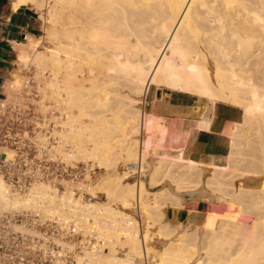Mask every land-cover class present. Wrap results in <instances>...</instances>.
I'll return each mask as SVG.
<instances>
[{
    "label": "bare ground",
    "instance_id": "bare-ground-1",
    "mask_svg": "<svg viewBox=\"0 0 264 264\" xmlns=\"http://www.w3.org/2000/svg\"><path fill=\"white\" fill-rule=\"evenodd\" d=\"M45 1L15 0L13 6H36L44 19L45 42H52L40 50L42 38H30L20 45L17 58L28 63L35 50V64L54 72L48 86L69 110L67 121L55 116L52 135L59 145L52 148L65 158L84 151L106 167L115 160L131 162L138 180L124 182L134 174L126 169L114 184L118 188L105 181V193L113 199L117 188L123 207L137 204L140 218L108 201L83 203L71 189L61 196L46 183L23 195L10 194L1 175L0 212L47 207L46 202L62 197L61 207L83 213L91 237L99 235L95 243L84 238L85 253H76V264H139L142 258L153 264H264V0H53L52 7L45 3L48 9ZM152 87L195 96L206 107L215 102L240 107L243 116L227 137V151L189 155V128L142 105ZM86 96L95 107L92 124L114 128L118 138L104 141L88 134L92 145L82 150L80 141L95 130L79 121L86 112L76 116ZM209 123L203 119L195 125L209 129ZM66 141L76 150L65 151L61 143ZM205 171H210L206 180ZM165 178L174 187L166 185L150 199L148 182L158 186ZM246 180L261 181L260 187L245 186ZM87 190L94 195L91 187ZM188 198L225 201L228 208L224 214L209 210L200 222L190 219L169 227L167 206L182 208ZM55 203L47 213L64 214ZM97 206L101 214H94ZM156 225L160 235H153ZM157 235L164 239L158 251L151 246ZM101 239L111 248L122 241L128 251L122 257L113 248L94 255Z\"/></svg>",
    "mask_w": 264,
    "mask_h": 264
},
{
    "label": "built area",
    "instance_id": "built-area-1",
    "mask_svg": "<svg viewBox=\"0 0 264 264\" xmlns=\"http://www.w3.org/2000/svg\"><path fill=\"white\" fill-rule=\"evenodd\" d=\"M17 93L23 97L22 91ZM53 126L31 99L10 100L4 88L0 90V175L10 194H26L39 183L61 194L69 180H77L76 167L54 153L58 142ZM77 222L71 214L40 208L0 213V264H75L83 239L95 240L88 232L84 236Z\"/></svg>",
    "mask_w": 264,
    "mask_h": 264
},
{
    "label": "rangeland",
    "instance_id": "rangeland-1",
    "mask_svg": "<svg viewBox=\"0 0 264 264\" xmlns=\"http://www.w3.org/2000/svg\"><path fill=\"white\" fill-rule=\"evenodd\" d=\"M46 1L44 2V6H45V9H48V6L50 7L54 2H53V0L52 1L51 0H49V1L46 0ZM49 2H50V4H49ZM45 3H46V5L47 4H49V5L46 6ZM31 6H33V9L36 11V9H37L36 6H34V5H31ZM45 9H44V12L46 11ZM49 10H50V8H49ZM55 17H56V19H55ZM55 17H54L53 21L55 20L56 22L54 21L53 24L56 23L54 25H56L55 27L58 28V27H60L59 26V23H60V21H59L60 20L59 19V14L57 15V13H56ZM43 20L44 19L41 18V21L43 23V27H42V31L40 32V34L38 36L39 38H42V40H43L42 41L40 39L42 41V43L40 45V50H45L47 47L52 46V42H49L51 44H49V43L46 44L47 42H45V41H47V39H45V37H44L45 32H43V31H45L46 28H45V24H44V21ZM43 37H44V39H43ZM34 39H37V38H34ZM30 51H31L30 52V55L32 57V60H30L31 62L29 61L28 63H20V62H18L16 60L13 64H11V66L7 70V74L4 77V84H5L4 92H6L8 94L10 100L19 101L22 98L23 99L24 98L31 99V101H33L36 104V107L42 111V113L45 116V118H47V123H53V118L55 116L58 117L60 115L63 116V120H66V121L69 120V118L67 117V114L69 113L68 112L69 110H67L68 108H67V106H66L65 103H64L65 104L64 106L67 109L63 107L62 97L59 98L60 95L58 96L57 94L53 93V91L51 90V88H49V86H48V82L52 78H54V72L51 70L50 67H44L43 68V66L36 65L35 64L36 63L35 60H33L34 59L33 56L37 52H35V50H30ZM14 73H15V75H14ZM20 78H22V79H20ZM17 79H20V81L22 80L21 81L22 83H20L19 80H17ZM160 88H163V87H160ZM160 88H154V87H152L151 90H150V92H149V94L146 96V99L144 101L145 104H142V105L148 111L154 110L152 108V106L155 103H157L158 101H166L167 103L180 104V105H189L190 104V105H192V107H196V109L198 111L204 110L203 113H205V111H206L204 109V104L205 103L198 101V99L196 97H193L194 100H190L187 97V96H189L187 94L180 93V92H176V91H172L170 89H164V88L163 89H160ZM18 90H20V91L23 92V97H20V95H18V93H17ZM51 97L53 99H51ZM59 100H61V101H59ZM91 103H92V100L89 97H87V96L86 97H83V101L78 104V106H77L78 111H76V116L77 115H80L81 116V115H83V113L86 112V115L84 114L82 118L79 117L80 118L79 121L81 120L84 123L86 122L89 125L88 128H90V127H94L95 128V130L94 129H91V130L90 129L89 130L87 129L88 130L87 131L88 133H86L87 136L84 137L83 140L80 141L81 144L77 146L79 148H82V150L84 148H86V147H91L92 142L90 140L91 139H96V137L99 138V139H101V140H104V141H109L111 138H114L116 140L118 138V132L114 128H112V129L109 128L108 129V128H104V126H102V125L101 126L103 127V129H101V127L99 126L101 130L97 126V128L99 130V131L97 130L98 131L97 133H99V134L96 133V129L97 128H96L95 125L92 124V122L94 121L93 120L94 118L92 119V117H93L92 114H93V111L95 110V107ZM55 119H56V117L54 118V124H55ZM119 121L122 122L123 119H121ZM180 121H181V124H184V127H186L187 126V122H189V120L187 118H182L179 121L177 119H175V118L174 119H170L171 124L174 123V125L177 124ZM88 134H91L90 137L94 136V138L93 137L91 139L88 138L89 137ZM96 134H97V136H95ZM57 142H58V144H56V146L59 145L58 139H57ZM66 142L67 143H64V142L61 143V145H64L65 146L64 147L65 151H67L68 153H72L73 152L72 149L76 150L75 147L73 148V143L72 142H70V141H66ZM189 145L190 144L188 143V148H187V152L188 153L191 152V154H192L193 151L195 153H200V152H197L196 151V149H201L200 147H198V146H192V145L189 146ZM54 153H57L58 156H60L61 160L66 165H70V166L76 167V169L78 170L79 175H78L77 180H75V181L69 180L66 185H67V189L74 190V195L76 197L81 196V200H82L83 203H85V202L86 203H96L98 206H100V203H102V202L103 203H106V201H108L106 204H110V205L112 204V206L115 207L116 209H121L123 211H126V212L134 215L137 219L140 218V212L137 209V204H135V206H131L130 207L131 209L130 208L125 209L123 207L122 203L120 202L119 198H118V195H119V190H117L118 187H117V185L114 186L115 183L117 184V182H116L117 177H120V175L124 174L123 171H126V169H127V171H130L129 173H134V174L130 178L124 179V182L125 181L127 182L129 180L130 181L131 180L132 181L133 180H135V181L138 180V172H134V170L131 169V167L134 166V165H132L131 162H128L127 161L126 163H124L123 161L118 162V160H115V162L111 166L106 167L104 165H102V166L99 165L97 161H93V160L87 158V154L84 151L83 152H77L76 153L77 156L76 155H75V157L72 156L71 157L72 159L71 158H65V155L63 156L60 152H58L56 150H55ZM191 154L189 153V155H191ZM201 154H206V153L201 152ZM222 162L224 163L225 161L223 160ZM149 165L150 166H147L146 167V169L148 171L151 169L152 162H150ZM128 167H130V169ZM149 172H146V173L148 174ZM204 173L205 174H204V177L203 178L206 180L207 177L210 175L209 174L210 171H205ZM205 176H206V178H205ZM160 177H161V175H160ZM146 178H148V177H146ZM105 181L109 185L110 184L112 185V186L110 185V187H117V188H115L116 190L114 192V195H115L116 192H117V194L115 195V197L113 199H112V197H111V199L110 198L108 199V196L105 193V186L106 187H109V185L107 186L105 184ZM111 181H112V183H111ZM161 181H162V183L161 182H159V183L157 182V185L159 184L158 186H153V185L150 184V182H148V187H149L148 189L150 191L152 190L151 193L153 192L152 194L149 192L150 199L154 197L153 194H154L155 191H159L160 189H165L167 187L166 185L172 184L173 186L171 185V187H174V184L171 183V180L169 178L167 180L165 178V181H164V179L161 180ZM168 181H169V183H168ZM235 182H238V181H235ZM260 182L257 181L255 183H252V182L246 180V181H244V184H245V186L259 188L260 187ZM235 184H238V183H235ZM90 187L94 191V195L87 190V188L89 189ZM82 190H83V192H82ZM155 193L158 194V192H155ZM62 194H60V195L62 196ZM59 197H60L59 195L56 196V198H55V200H56L55 202L56 203L55 202H53V203L46 202L47 207H42L43 205L41 204V205L35 206L33 208H37V209L40 208L43 211L44 210L46 211V210H48L49 207H51V205L53 207L54 206V203H55V205H56L55 206L56 207V211H58V209H59V210H62L64 212V210H65L64 213H67L68 212V214H71V215H73V216L76 217V219L79 222L78 223L79 230H82L81 233L84 236L87 234V232L90 233L88 231V229L85 228L86 224H88V223L86 222V219L84 220V218L82 216L83 213H81V212H75V211H73L71 209H70L71 210L70 211L69 210V207H67L66 205H64V207H61V204H62L61 202L63 201V199H62V197H60V198ZM200 199L195 200V202L197 201V202H202V203H207V204L210 202L209 204L211 206V210H216V211H218L221 214H224L225 211L228 208V204L225 201H220V203H219V201H214V200H210L209 201L208 200L209 201L208 202L205 199H201V200ZM186 200L194 201L193 198L192 199L191 198H188ZM98 206H97V210H95L97 213L94 212V214H98V213L101 214L103 212L101 207H99V209H98ZM169 208H170V206H167L166 210L169 209ZM166 210H165V213L167 212ZM52 212L50 211L49 213L50 214H53L54 212L53 213ZM55 213H57V212H55ZM166 217H167V215H166ZM90 218H87V219L89 220ZM166 220L167 221L169 220L167 222V224H169V227H178L177 222L172 221V220H170L168 218H166ZM184 223H186V222H184ZM158 229H159V226L158 225H156V226H154L152 228L153 235L154 234H159V233H157V232H159ZM98 236L99 235L94 236L95 237V240H92L91 242L95 243L98 240V239L96 240V237H98ZM162 236L165 239L167 238L164 235H162ZM153 239L154 240H152V242H151V246L153 247V249H155V250L157 249L156 251L161 250L164 247V244L162 243V240H164V239L161 236H158V235L157 236H154ZM153 241H155V242H153ZM156 243H157V245H156ZM100 244L101 245H98V247H97L100 252H98V250H97L96 252H93L94 255L97 253L96 255H99L100 254V255H103L104 256V253L105 254L110 253V249L113 248L115 250V253L118 256L122 257L128 251L127 250V246L126 245H123L124 242H122V241L111 243V245L113 246L112 248L109 245L110 243H108L107 239H101ZM87 248H88V246H87ZM100 249L103 250L102 251L103 254H101V250ZM89 250H91V249H89ZM84 251H85V248H82L80 251H77L76 253H78L79 255H83L85 253ZM148 260L150 262L147 261V260H145V258H142L140 260L139 264H146V263L147 264H153L150 259H148ZM75 264H76V262H75Z\"/></svg>",
    "mask_w": 264,
    "mask_h": 264
},
{
    "label": "crops",
    "instance_id": "crops-1",
    "mask_svg": "<svg viewBox=\"0 0 264 264\" xmlns=\"http://www.w3.org/2000/svg\"><path fill=\"white\" fill-rule=\"evenodd\" d=\"M14 2L15 0H0V90L5 87L4 77L7 70L18 58L20 45L28 43L30 38L38 37L43 27L38 12L32 9L31 5L21 4L14 8ZM187 97L194 100L195 96ZM205 105V113H203L204 110L198 111L190 104L180 105L166 101H158L152 108L169 122L174 118L178 121L187 118L189 122L186 128L190 130L188 143L189 146L200 147L201 149H196L197 152L207 154L211 151L219 155L224 154L227 151V137L235 124L242 119L243 110L224 102H215L208 107ZM203 119L210 120L209 129H201L195 125L197 121L199 123ZM194 155L198 157L199 154L194 153L192 156ZM209 210H211L209 203L186 200L182 208L167 209L166 215L168 219L175 222H187L190 219L200 222Z\"/></svg>",
    "mask_w": 264,
    "mask_h": 264
},
{
    "label": "water",
    "instance_id": "water-1",
    "mask_svg": "<svg viewBox=\"0 0 264 264\" xmlns=\"http://www.w3.org/2000/svg\"><path fill=\"white\" fill-rule=\"evenodd\" d=\"M169 92V91H168Z\"/></svg>",
    "mask_w": 264,
    "mask_h": 264
}]
</instances>
